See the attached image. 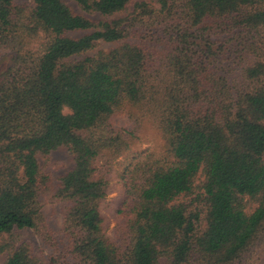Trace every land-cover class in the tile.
Here are the masks:
<instances>
[{
    "label": "trees",
    "instance_id": "1",
    "mask_svg": "<svg viewBox=\"0 0 264 264\" xmlns=\"http://www.w3.org/2000/svg\"><path fill=\"white\" fill-rule=\"evenodd\" d=\"M74 1L83 14L64 0H0V54H14L0 80L2 264H253L264 249V0H136L128 14L135 0ZM100 43L116 46L93 55ZM235 53L255 62L232 79ZM147 122L165 145L119 174L127 210L110 237L113 163ZM60 147L74 157L53 196L67 244L48 261L15 231L52 239L40 158Z\"/></svg>",
    "mask_w": 264,
    "mask_h": 264
},
{
    "label": "rangeland",
    "instance_id": "2",
    "mask_svg": "<svg viewBox=\"0 0 264 264\" xmlns=\"http://www.w3.org/2000/svg\"><path fill=\"white\" fill-rule=\"evenodd\" d=\"M18 5L31 4V0H14ZM71 9L77 14H83L82 9L74 0H64ZM136 0L131 4L126 14L134 10ZM90 16V15H89ZM122 16V15H117ZM93 20H99L103 17L100 15H91ZM85 33H73L72 36L78 37ZM149 46L155 47L157 43L147 42ZM115 44L100 43L97 50L93 52L94 55L100 50H109L115 47ZM163 45L159 49H163ZM238 53V52H237ZM231 55V59L226 61V64L233 68L231 78L238 77L243 68L252 65L255 62L253 55L244 54L241 58L239 54ZM14 54L11 52H5L0 54V80L3 72L11 67L14 62ZM68 109H65V113H69ZM165 141L162 134L149 122L145 123L138 132V138L131 144L129 150L113 163V174L110 177L112 189L107 196L105 202L102 205L101 211L104 217L105 231L110 237H114L117 227L123 222L125 217L119 212L120 209L127 210L123 206L122 192L119 187L118 176L121 174L133 161V159L140 153H161L163 151ZM40 166L45 174L47 181L45 187L40 191V200L43 204L44 223L49 227L51 240H46L38 233L31 229L16 230L20 243H27L31 245L32 252L37 257H42L50 261L53 257H62L67 244V239L61 230L62 225V210L65 204L57 202L53 199L54 194L61 185L62 178L68 174L70 170L74 168V157L69 152L68 148L60 147L59 149L51 152L47 156L40 158ZM202 177L197 181V185L200 184ZM199 194V191L195 195L181 199L187 202L192 201ZM196 211H203V207L196 203ZM204 217V213L201 215ZM201 226L198 225V229ZM7 258V254L0 256V264H2ZM64 259V257L62 258ZM264 263V249L260 250L253 264Z\"/></svg>",
    "mask_w": 264,
    "mask_h": 264
}]
</instances>
